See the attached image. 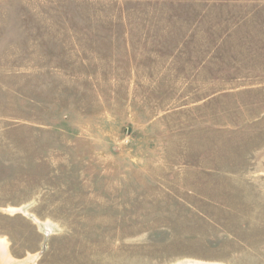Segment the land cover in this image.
<instances>
[{
    "label": "rangeland",
    "instance_id": "rangeland-1",
    "mask_svg": "<svg viewBox=\"0 0 264 264\" xmlns=\"http://www.w3.org/2000/svg\"><path fill=\"white\" fill-rule=\"evenodd\" d=\"M0 240L264 264V0H0Z\"/></svg>",
    "mask_w": 264,
    "mask_h": 264
},
{
    "label": "bare ground",
    "instance_id": "bare-ground-1",
    "mask_svg": "<svg viewBox=\"0 0 264 264\" xmlns=\"http://www.w3.org/2000/svg\"><path fill=\"white\" fill-rule=\"evenodd\" d=\"M20 262L14 260L9 254L7 244L4 240H0V264H19Z\"/></svg>",
    "mask_w": 264,
    "mask_h": 264
}]
</instances>
